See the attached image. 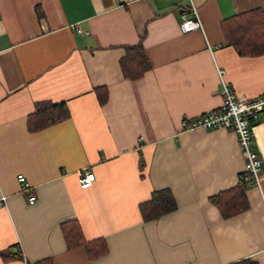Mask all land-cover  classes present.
Listing matches in <instances>:
<instances>
[{"label": "crops", "instance_id": "crops-1", "mask_svg": "<svg viewBox=\"0 0 264 264\" xmlns=\"http://www.w3.org/2000/svg\"><path fill=\"white\" fill-rule=\"evenodd\" d=\"M190 3L202 30L182 32ZM255 8L264 0H0V252L23 257L0 264H264V110L251 126L259 185L245 184L248 207L229 217L209 199L239 185L235 134L180 126L220 105L218 67L238 96L264 94V54L239 55L220 28ZM139 41L150 68L124 79L118 61ZM39 101L69 117L29 132ZM84 169L94 181L80 188ZM163 188L176 209L143 221L140 203ZM69 219L107 253L67 249Z\"/></svg>", "mask_w": 264, "mask_h": 264}, {"label": "trees", "instance_id": "trees-1", "mask_svg": "<svg viewBox=\"0 0 264 264\" xmlns=\"http://www.w3.org/2000/svg\"><path fill=\"white\" fill-rule=\"evenodd\" d=\"M226 45L232 46L239 55L258 56L264 54V11L255 8L237 13L220 23ZM119 67L124 79L135 81L140 79L150 68L149 60L141 41L124 46V54L120 57ZM95 94L100 105L107 99L104 86L95 88ZM69 117V112L63 102L52 103L39 101L34 104V110L27 116L26 128L29 132L42 130L50 125ZM245 184H239L229 190L210 197V202L217 207L222 217H229L246 210L248 202L244 193ZM176 209V203L169 189L153 190L150 198L139 205L143 221L156 220L162 215ZM60 230L67 249L82 247L88 259L104 256L108 249L103 238L86 240L81 226L75 219L60 223ZM2 260L23 257L17 253L0 252ZM49 258L27 264H50ZM236 264H257L245 259Z\"/></svg>", "mask_w": 264, "mask_h": 264}, {"label": "built area", "instance_id": "built-area-1", "mask_svg": "<svg viewBox=\"0 0 264 264\" xmlns=\"http://www.w3.org/2000/svg\"><path fill=\"white\" fill-rule=\"evenodd\" d=\"M179 18V27L182 32L194 29L202 30L200 19L193 4L190 3L188 10L181 12ZM217 73L220 81V105L214 110L183 119L180 126L183 130L223 129L232 131L236 136L239 150L244 159V170L240 174L239 184L258 186L262 162L253 146L251 126L258 122L264 110V94L253 99L238 96L231 84L225 79L224 70L218 67ZM18 181L22 189L27 190L28 183L22 174L18 175ZM93 181L94 174L90 170L84 169L79 173L80 188L91 186ZM27 200L29 203H33L35 196L29 194Z\"/></svg>", "mask_w": 264, "mask_h": 264}]
</instances>
